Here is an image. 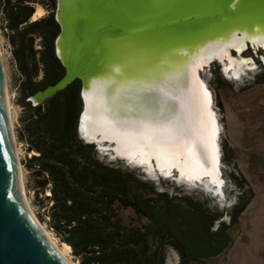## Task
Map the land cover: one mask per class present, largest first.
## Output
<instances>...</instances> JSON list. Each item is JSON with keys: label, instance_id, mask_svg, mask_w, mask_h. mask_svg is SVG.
I'll return each mask as SVG.
<instances>
[{"label": "trees", "instance_id": "16d2710c", "mask_svg": "<svg viewBox=\"0 0 264 264\" xmlns=\"http://www.w3.org/2000/svg\"><path fill=\"white\" fill-rule=\"evenodd\" d=\"M37 2L52 11L31 20ZM56 6L57 0H0L14 56L25 75L26 116L19 138L36 152L29 167L38 187L51 184L50 227L71 245L81 264H167L170 247L179 252L180 264H204L220 256L233 245L232 227L253 192L241 197L227 223L224 211L212 207L209 198L170 194L128 165L103 160L96 144L80 136V79L42 104L28 99L65 73L55 51L60 32ZM39 36L42 48L35 45ZM260 76L258 81L264 82ZM233 176L243 187L245 178ZM127 210L140 224L126 221Z\"/></svg>", "mask_w": 264, "mask_h": 264}, {"label": "water", "instance_id": "95a60500", "mask_svg": "<svg viewBox=\"0 0 264 264\" xmlns=\"http://www.w3.org/2000/svg\"><path fill=\"white\" fill-rule=\"evenodd\" d=\"M55 18L60 25L55 51L65 73L28 99L33 105L42 104L80 79V136L95 143L100 153L105 151L113 156L114 141L101 139L100 134L90 140L84 134L89 93L96 88L111 100L125 101L130 93L138 92L142 82L159 84L168 77L182 76L209 43H229L234 37L241 38L242 44L230 45L232 56L236 54L252 63L253 57L241 54L249 48L256 52L262 49L264 62V43L259 39L264 37V0H57ZM228 60L216 56L208 64ZM126 87L129 93L121 94ZM149 97L146 94L141 100ZM116 157L127 164L148 168L127 157ZM155 171L164 175L157 166ZM19 172L0 58V264H70L30 212L20 191ZM170 175L181 178L178 168ZM210 178L205 175L195 181L221 196L224 185L219 190Z\"/></svg>", "mask_w": 264, "mask_h": 264}, {"label": "rangeland", "instance_id": "374dc122", "mask_svg": "<svg viewBox=\"0 0 264 264\" xmlns=\"http://www.w3.org/2000/svg\"><path fill=\"white\" fill-rule=\"evenodd\" d=\"M42 5L45 7V13L36 19L47 17L52 11L46 5ZM36 19L32 17L31 20ZM10 35L11 31L0 10V46L9 73L13 131L19 148V159L24 178L23 195L41 224L63 248L65 242L49 225L51 184L46 188L38 187L37 176L29 167V158L36 152L33 150L30 152L29 144L19 138L23 119L26 116L24 103L26 90L23 87L25 75L20 70L14 56V45L10 41ZM41 40V36L37 37L36 48H42ZM262 53V49L256 52L249 48L244 51L241 54L243 57L251 56L254 60L242 66V69L241 66L238 67L242 73L236 78L232 77L230 71L227 72L225 62L214 61L201 70V76L212 92L213 108L220 126L219 143L224 180L221 196L205 189L201 183L196 181L175 179L174 175L166 176L156 171L150 172L146 167L127 164L123 159L106 154L105 151L100 153L103 160L123 163L136 172L145 174V178L152 179L159 190L168 191L170 194L178 193L195 198H209L212 207H218L224 211V220L227 223L231 222L232 214L241 197L247 198L252 192L254 193V197L240 215L239 222L232 227L235 238L233 245L220 256L209 259L204 264H264V82L258 81L260 75L264 77V62L263 65L259 63V55ZM222 68L225 70L224 73L221 72ZM219 73L220 76H218ZM42 75L43 72L40 77ZM234 174L238 178L241 176L245 178L243 187L238 184ZM124 215L127 222L140 224L131 210L125 211ZM67 255L74 264H81L74 255L72 247L68 249ZM167 264H180V254L172 247L168 251Z\"/></svg>", "mask_w": 264, "mask_h": 264}, {"label": "bare ground", "instance_id": "6f19581e", "mask_svg": "<svg viewBox=\"0 0 264 264\" xmlns=\"http://www.w3.org/2000/svg\"><path fill=\"white\" fill-rule=\"evenodd\" d=\"M44 13L45 7L36 3L33 18ZM259 39L264 43V37ZM241 44L242 40L238 37L229 43H209L183 70L182 76L175 79L168 77L159 81V84L144 81L139 85L138 92L130 93L125 101L111 100L101 89L96 88L89 93L90 107L83 118L85 136L92 140L100 134L101 139L114 141L116 155L127 157L137 164H146L150 172L155 171L157 166L164 175H170L174 168H178L181 179L190 181L210 175L211 181L217 183L221 190L224 180L221 175L220 126L213 108L212 92L200 75V70L216 56L223 61L228 57L225 69L239 77L242 72L237 67L241 66L242 69V65L246 63V66L248 61L240 56H232L230 45ZM0 58L6 77L7 109L13 126L9 73L1 46ZM129 91L126 87L121 94L126 95ZM146 94L150 97L142 101L141 97ZM13 143L19 159L14 131ZM19 168V187L24 198L20 159ZM25 201L49 241L70 264H74L67 255L71 245L65 242L62 248L41 224L28 201Z\"/></svg>", "mask_w": 264, "mask_h": 264}, {"label": "flooded vegetation", "instance_id": "af4514ba", "mask_svg": "<svg viewBox=\"0 0 264 264\" xmlns=\"http://www.w3.org/2000/svg\"><path fill=\"white\" fill-rule=\"evenodd\" d=\"M259 63L263 65V60H262V58H261V55H259ZM224 71H225V70L222 68V69H221V72L224 73ZM231 75H232V77L236 78V77L234 76L233 73H231Z\"/></svg>", "mask_w": 264, "mask_h": 264}, {"label": "snow or ice", "instance_id": "6c2138e0", "mask_svg": "<svg viewBox=\"0 0 264 264\" xmlns=\"http://www.w3.org/2000/svg\"><path fill=\"white\" fill-rule=\"evenodd\" d=\"M116 71H119V69H115Z\"/></svg>", "mask_w": 264, "mask_h": 264}]
</instances>
